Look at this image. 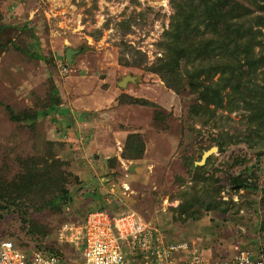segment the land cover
Here are the masks:
<instances>
[{"label": "rangeland", "instance_id": "obj_1", "mask_svg": "<svg viewBox=\"0 0 264 264\" xmlns=\"http://www.w3.org/2000/svg\"><path fill=\"white\" fill-rule=\"evenodd\" d=\"M222 7L264 18L262 0ZM173 14L171 0H0V240L40 242L79 260L71 233L102 210L133 212L159 240L185 241L209 262L239 248L264 254V138L242 140L247 113L228 110L226 96L211 118L190 114L219 73L208 70L212 55L190 60L185 46L169 50ZM261 32L255 53H264ZM67 47L82 49L71 63ZM126 75L134 80L119 85ZM255 77L264 86V66ZM51 101L56 110L31 129L7 111L35 113ZM224 131L239 142L227 138L197 168ZM45 167L47 179L25 190L28 173ZM233 176L248 186H233ZM59 186L67 196L47 205Z\"/></svg>", "mask_w": 264, "mask_h": 264}, {"label": "trees", "instance_id": "obj_2", "mask_svg": "<svg viewBox=\"0 0 264 264\" xmlns=\"http://www.w3.org/2000/svg\"><path fill=\"white\" fill-rule=\"evenodd\" d=\"M224 1L171 0L174 14L172 15L169 32L168 45L171 47L169 50L173 51L185 46V51L190 60L193 56L196 57V60H199L202 53H207L215 58V64L211 67L208 66V70L213 75L219 73V76L214 80V86H211V90L207 93V98L203 100L204 102L191 106L190 114L206 116L207 113H210V116L206 118L209 119L214 116L215 107L222 106V96H226L228 110L239 106L244 113H247L244 117L245 119L247 118L245 124L247 130L243 133L242 140L248 141L253 136L263 139L264 86L256 82L257 78L255 76L257 69L264 66V53L261 47L259 52L255 53L254 47L260 45L258 38L263 35L261 31L262 27H264V18L255 16L258 21H253L254 18H251V13L244 11L245 20L242 18V14L235 13L230 8L222 7ZM262 3L264 4V0H262ZM207 31L212 33V36L203 38ZM192 36L201 37L202 41L200 42L199 39ZM167 72H172V69H168ZM226 87L229 88L228 91L221 95V91ZM55 90L53 89L51 93L56 92ZM210 105H213V108H210ZM52 110H56L53 101L45 110H38L35 113H24V115L15 113L10 107H7L9 117L12 120L18 121L30 129L33 128L37 117L47 115ZM226 117L221 116L217 120H220L223 126L227 128L231 125ZM214 124L220 127L217 122H214ZM221 127L220 133L222 134ZM223 134L224 136H220L221 140L218 145L220 148H222L221 145L226 142L227 138H229L231 144H236L240 140L238 133L229 134L224 131ZM203 165H197V168L201 169ZM40 171L43 170L38 169L36 172L30 171L28 173L27 178L24 179L25 190L33 187L37 188L47 179L48 167L44 168V175L38 174ZM200 173H197V175ZM35 174L41 176L36 177ZM47 182L48 186L54 187V184ZM232 183L235 187L248 186L242 181V178L234 177ZM65 196H67V191L59 186L54 190V195L45 200V203L53 206Z\"/></svg>", "mask_w": 264, "mask_h": 264}, {"label": "built area", "instance_id": "obj_3", "mask_svg": "<svg viewBox=\"0 0 264 264\" xmlns=\"http://www.w3.org/2000/svg\"><path fill=\"white\" fill-rule=\"evenodd\" d=\"M70 240L80 251L79 260L66 261L40 242L20 245L11 238L1 239L0 264H173L172 259L180 256L175 255L178 251L185 257L181 264H264V254L255 255L242 248L221 263L209 262L198 248L188 247L185 241L159 240L133 212L113 217L102 210L88 212Z\"/></svg>", "mask_w": 264, "mask_h": 264}, {"label": "water", "instance_id": "obj_4", "mask_svg": "<svg viewBox=\"0 0 264 264\" xmlns=\"http://www.w3.org/2000/svg\"><path fill=\"white\" fill-rule=\"evenodd\" d=\"M81 48H78V49H74V48H71V47H67L66 48V51H65V57H66V60L71 63L72 62V57L73 55H76L77 53L81 52ZM127 79H130V80H134V77L131 76V75H126L124 77H122V79L119 81V85H124L126 83V80ZM218 150V146L217 145H212L211 147H209L208 149L204 150L200 156V159L198 161H196V164L197 165H203L206 161V158L217 152Z\"/></svg>", "mask_w": 264, "mask_h": 264}]
</instances>
